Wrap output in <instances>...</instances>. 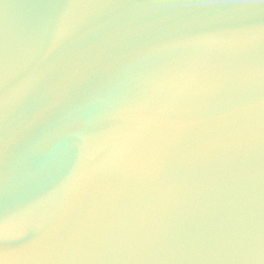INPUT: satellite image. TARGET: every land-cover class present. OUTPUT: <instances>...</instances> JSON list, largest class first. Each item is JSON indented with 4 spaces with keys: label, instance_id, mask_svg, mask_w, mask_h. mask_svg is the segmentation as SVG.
I'll use <instances>...</instances> for the list:
<instances>
[{
    "label": "water",
    "instance_id": "95a60500",
    "mask_svg": "<svg viewBox=\"0 0 264 264\" xmlns=\"http://www.w3.org/2000/svg\"><path fill=\"white\" fill-rule=\"evenodd\" d=\"M0 264H264V0H0Z\"/></svg>",
    "mask_w": 264,
    "mask_h": 264
}]
</instances>
